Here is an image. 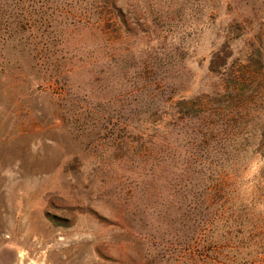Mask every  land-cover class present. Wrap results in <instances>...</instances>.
I'll return each instance as SVG.
<instances>
[{"label":"rangeland","instance_id":"374dc122","mask_svg":"<svg viewBox=\"0 0 264 264\" xmlns=\"http://www.w3.org/2000/svg\"><path fill=\"white\" fill-rule=\"evenodd\" d=\"M83 10L96 19L94 0H0V264H216L210 253L239 230L237 241L249 249L235 250L234 264H264L262 161L230 170L240 178L228 208L243 226L218 220L207 234L193 224L188 201L141 178L144 154L174 141L163 130L164 101L220 87L211 72L217 50L239 71L219 107L230 118L228 108H244L252 129L264 126V0H132L126 24L112 14L102 23L109 61L101 35L73 29ZM233 23L235 40L225 52ZM48 27L61 28V59L71 70L61 98L48 87L42 54L32 50ZM146 70L165 77L163 99L154 104L135 92ZM258 223V237L249 240Z\"/></svg>","mask_w":264,"mask_h":264},{"label":"trees","instance_id":"16d2710c","mask_svg":"<svg viewBox=\"0 0 264 264\" xmlns=\"http://www.w3.org/2000/svg\"><path fill=\"white\" fill-rule=\"evenodd\" d=\"M131 1L94 0L95 13L93 18L96 16V19L94 18L96 21L93 19L92 22L91 17L83 10L74 16L76 21H73V29L87 28L94 36L96 33L101 35L106 46L104 51H107L104 58L109 61L111 58L108 49L110 37L102 23L109 14H112L119 19L121 25L126 24L124 11L126 4H130ZM58 12L61 15V4L58 7ZM235 24L233 23L229 29V39L225 41L229 47L224 50L225 52L228 49L231 50V44L235 40L230 37V33H235ZM23 30V27H14L13 33L18 35V33H24ZM46 32H49L46 40L42 43L34 41L32 50L36 54H42L41 58L45 59V64H48L45 72L48 87H55L61 98V91L64 92L65 88L68 87V75L71 70H65L66 64L63 62V57L61 59V54L63 55L61 47L64 44L61 41V28L59 30L48 27L43 35H46ZM253 49L256 54L262 55L263 48L257 41L254 43ZM211 62V72L221 77L220 87H217L212 95L182 97L178 100L170 98L164 101L166 103L160 110L164 115H167L169 121L165 123L166 128L164 127L163 130L168 135L171 134L174 141L167 143L163 140L162 147L158 151L146 152L144 154V159H147H145L146 168L141 172V178L150 181L154 187L166 184L170 187L174 197H183V201H188V212L191 219L193 218V224H198L200 230L206 234L211 233L218 220L233 219L234 223L237 224L236 226L240 228L244 224L241 221L242 217L232 214L231 208H228L234 200L236 181L240 178L235 171L231 172L230 170L235 169L238 163H249L252 158L262 161L258 185L264 189V126L252 129L251 122L244 118L247 116V111L244 108L230 107L228 109L233 117L225 116V111L219 107L218 101L222 97V91L227 92V88L224 87L226 83L231 82L233 85L234 83L237 85L239 77L236 73L239 71L235 73L234 66L228 68V63L220 50H217L213 55ZM107 70L109 71V69ZM107 70L99 73L102 74L105 87L108 86ZM153 71L155 70L153 69ZM226 76H230L231 79L223 83L225 80L223 78ZM137 79L141 80L143 84L142 87L135 90L136 93L148 94L146 100L152 104L163 99L165 77L152 72V70H146L139 73ZM238 92V87L232 88L230 93L232 100L238 95ZM166 109L167 112H165ZM176 142L177 145H175ZM149 144L154 146L152 142ZM168 147H174L175 151L167 150ZM249 149H254L256 152H252V156H249L244 153ZM167 163L174 166L172 171L159 169L161 165ZM235 170H241V167ZM261 197L264 198V194H261ZM259 230V223L252 225L249 240L255 238V235L258 237ZM241 232L240 230L236 231L238 235L230 231L224 234L223 248L213 249L210 253L211 263L217 262L216 264H218L220 260L212 258V256H216L223 258L222 264H234L235 250L242 255L245 250L249 249L246 242L237 241V236L242 234ZM243 240L246 239L243 238Z\"/></svg>","mask_w":264,"mask_h":264}]
</instances>
